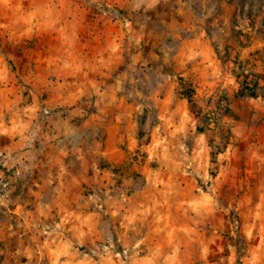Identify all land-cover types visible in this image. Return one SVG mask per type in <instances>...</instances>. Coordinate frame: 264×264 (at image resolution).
I'll list each match as a JSON object with an SVG mask.
<instances>
[{
	"label": "rangeland",
	"instance_id": "374dc122",
	"mask_svg": "<svg viewBox=\"0 0 264 264\" xmlns=\"http://www.w3.org/2000/svg\"><path fill=\"white\" fill-rule=\"evenodd\" d=\"M88 8L119 21L102 67ZM240 67L264 76V0H0V264H264Z\"/></svg>",
	"mask_w": 264,
	"mask_h": 264
},
{
	"label": "crops",
	"instance_id": "0c3cea01",
	"mask_svg": "<svg viewBox=\"0 0 264 264\" xmlns=\"http://www.w3.org/2000/svg\"><path fill=\"white\" fill-rule=\"evenodd\" d=\"M152 3L157 2L158 0H148ZM100 4L96 5V8H100ZM114 5V4H112ZM98 6V7H97ZM87 15L83 16L80 19V38H81V46L80 53H84V58L86 59L85 65L87 66H95V67H102L105 61L104 50L107 48L103 45L104 35L108 36V39L111 40V44H114V40L118 34V20L114 17H104L101 16L97 11L91 12L90 8L87 9ZM127 22V21H125ZM78 34V33H77ZM77 34L73 29H70V32L65 41L69 42L71 46L74 45L75 40L77 38ZM110 48L113 49V45H110ZM83 65V64H82ZM64 121V120H63ZM46 130V135L50 137L49 133L53 132L54 128H50L48 125ZM40 138L42 137L39 136ZM60 137V136H57ZM66 132H63L62 142L65 143ZM39 138V139H40ZM60 139L56 140L53 143V146L59 147ZM63 154H66L65 148L62 149Z\"/></svg>",
	"mask_w": 264,
	"mask_h": 264
},
{
	"label": "trees",
	"instance_id": "16d2710c",
	"mask_svg": "<svg viewBox=\"0 0 264 264\" xmlns=\"http://www.w3.org/2000/svg\"><path fill=\"white\" fill-rule=\"evenodd\" d=\"M241 32V30H238ZM238 88L235 92L236 97H251L257 98L261 97L264 98V76H259L255 72L249 71L248 73L244 71L242 67H240L239 72L236 73ZM262 82V84H261ZM190 99V95L187 94L186 96ZM226 113H229V108L225 106ZM203 130V128H199ZM130 151L127 150V157L130 155ZM132 158L129 156V162L132 163Z\"/></svg>",
	"mask_w": 264,
	"mask_h": 264
}]
</instances>
